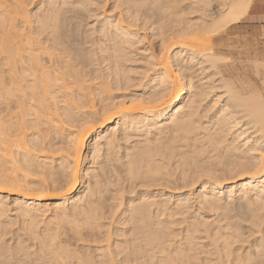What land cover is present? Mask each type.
Instances as JSON below:
<instances>
[{
	"label": "bare ground",
	"instance_id": "1",
	"mask_svg": "<svg viewBox=\"0 0 264 264\" xmlns=\"http://www.w3.org/2000/svg\"><path fill=\"white\" fill-rule=\"evenodd\" d=\"M183 1L0 0V264H264L251 0Z\"/></svg>",
	"mask_w": 264,
	"mask_h": 264
},
{
	"label": "rangeland",
	"instance_id": "2",
	"mask_svg": "<svg viewBox=\"0 0 264 264\" xmlns=\"http://www.w3.org/2000/svg\"><path fill=\"white\" fill-rule=\"evenodd\" d=\"M178 1V0H177ZM182 1V0H181ZM193 0H185L178 5V9L188 8ZM35 3L32 4L34 7ZM107 8V7H106ZM27 9H31L29 6ZM245 20L240 23L229 26L224 34L220 35V38L215 40L214 47L219 49L221 55L228 57L223 59L218 68L216 77H233L232 75H237L233 78H240L244 80H253L258 83L259 88L262 87L261 79H264V48L260 40L253 35L242 29ZM227 32V33H226ZM225 45V46H224ZM260 60V61H259ZM256 61V62H255ZM243 62V63H242ZM242 63V65H240ZM256 63V64H255ZM240 65V66H239ZM258 65L261 71V75L258 77L253 76L255 67ZM235 70V72L233 71ZM243 70V71H242ZM230 71V72H228ZM241 72V74H240ZM244 72V73H242ZM230 73V74H229ZM229 74V75H228ZM232 74V75H231ZM241 75H243L241 77ZM255 75V74H254ZM238 77V78H237ZM236 79H234L236 81ZM198 80V78L196 79ZM252 81V82H253ZM236 86H239L235 82ZM223 89H217V94ZM88 146V145H87ZM125 196H127L125 194ZM12 198L8 200V203L12 206ZM245 224V223H242Z\"/></svg>",
	"mask_w": 264,
	"mask_h": 264
},
{
	"label": "crops",
	"instance_id": "3",
	"mask_svg": "<svg viewBox=\"0 0 264 264\" xmlns=\"http://www.w3.org/2000/svg\"><path fill=\"white\" fill-rule=\"evenodd\" d=\"M250 5L244 17L237 23L245 20L242 29L258 38L264 48V0H251Z\"/></svg>",
	"mask_w": 264,
	"mask_h": 264
},
{
	"label": "snow or ice",
	"instance_id": "4",
	"mask_svg": "<svg viewBox=\"0 0 264 264\" xmlns=\"http://www.w3.org/2000/svg\"><path fill=\"white\" fill-rule=\"evenodd\" d=\"M249 7H251V5H249Z\"/></svg>",
	"mask_w": 264,
	"mask_h": 264
}]
</instances>
